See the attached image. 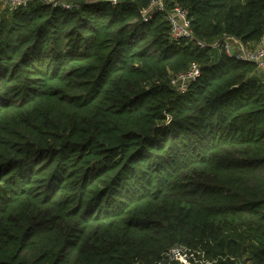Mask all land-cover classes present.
I'll return each mask as SVG.
<instances>
[{
	"label": "trees",
	"instance_id": "obj_1",
	"mask_svg": "<svg viewBox=\"0 0 264 264\" xmlns=\"http://www.w3.org/2000/svg\"><path fill=\"white\" fill-rule=\"evenodd\" d=\"M60 1L0 4V264H264V76L166 12L254 46L264 0Z\"/></svg>",
	"mask_w": 264,
	"mask_h": 264
},
{
	"label": "built area",
	"instance_id": "obj_2",
	"mask_svg": "<svg viewBox=\"0 0 264 264\" xmlns=\"http://www.w3.org/2000/svg\"><path fill=\"white\" fill-rule=\"evenodd\" d=\"M29 1L30 0H0V4L7 7L8 10H15L20 7H25L28 5ZM46 2L48 4L53 3L54 6L63 5L66 9H71L73 7L72 4L61 1L58 2V0H46ZM112 2L117 3V0H112ZM155 10L166 11L162 0H153L146 9L141 10L144 20L148 21ZM166 12L167 20L170 24V39L173 42L179 43L182 40H189L201 48H206L208 46L222 48L226 54L231 57L256 63L264 76V37L254 46L245 45L240 40L231 36H225L210 44L194 37L186 9L176 6ZM200 73V67L197 64H193L186 71L171 76L170 84L178 92H186L189 84L195 80ZM161 264H212V262L205 259V254L202 251L192 250L184 245H176L165 253L164 262Z\"/></svg>",
	"mask_w": 264,
	"mask_h": 264
},
{
	"label": "water",
	"instance_id": "obj_3",
	"mask_svg": "<svg viewBox=\"0 0 264 264\" xmlns=\"http://www.w3.org/2000/svg\"><path fill=\"white\" fill-rule=\"evenodd\" d=\"M227 36H229V35H227Z\"/></svg>",
	"mask_w": 264,
	"mask_h": 264
}]
</instances>
